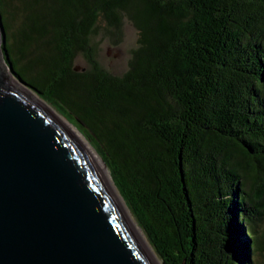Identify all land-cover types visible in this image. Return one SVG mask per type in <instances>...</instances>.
<instances>
[{
    "label": "trees",
    "instance_id": "16d2710c",
    "mask_svg": "<svg viewBox=\"0 0 264 264\" xmlns=\"http://www.w3.org/2000/svg\"><path fill=\"white\" fill-rule=\"evenodd\" d=\"M0 14L14 69L105 160L163 264H264V0H0ZM124 16L138 47L114 75L90 40Z\"/></svg>",
    "mask_w": 264,
    "mask_h": 264
},
{
    "label": "water",
    "instance_id": "95a60500",
    "mask_svg": "<svg viewBox=\"0 0 264 264\" xmlns=\"http://www.w3.org/2000/svg\"><path fill=\"white\" fill-rule=\"evenodd\" d=\"M7 51L0 14V264H159L91 150Z\"/></svg>",
    "mask_w": 264,
    "mask_h": 264
},
{
    "label": "rangeland",
    "instance_id": "374dc122",
    "mask_svg": "<svg viewBox=\"0 0 264 264\" xmlns=\"http://www.w3.org/2000/svg\"><path fill=\"white\" fill-rule=\"evenodd\" d=\"M138 30L133 22L126 16L123 17L120 29L110 27L107 23L102 22L98 25L91 36V45L94 49V53L101 66L114 75H123L129 69V63L132 58V52L138 47ZM75 66L78 70H86L90 68L87 60L82 54L77 56ZM41 100H43L41 98ZM44 101V100H43ZM46 102V101H44ZM49 104L48 102H46ZM55 109L51 104H49ZM56 110V109H55ZM57 111V110H56ZM58 114H60L57 111ZM65 118L62 114H60ZM66 119V118H65ZM67 120V119H66ZM68 121V120H67ZM69 122V121H68ZM70 123V122H69ZM72 126L80 133L83 139L88 142L92 148L98 153L95 147L84 136V134L78 130L73 124ZM99 154V153H98ZM100 155V154H99ZM101 156V155H100ZM103 159V158H102ZM109 170V168H108ZM110 172V170H109ZM111 174V172H110ZM112 175V174H111ZM113 179V177H112ZM114 180V179H113ZM122 196V195H121ZM123 198V197H122ZM125 202V200H124ZM126 204V202H125ZM127 206V204H126ZM128 207V206H127ZM129 209V208H128ZM130 211V209H129ZM132 214V212L130 211ZM134 215L132 214V218ZM134 220L137 222L136 218ZM138 224V222H137ZM139 226V224H138ZM140 227V226H139ZM141 228V227H140ZM142 230V228H141ZM144 233V231L142 230ZM145 235V233H144ZM146 236V235H145ZM147 238V236H146ZM148 240V238H147ZM149 242V241H148ZM150 244V242H149ZM151 246V244H150ZM152 247V246H151ZM158 260L162 263L161 259L152 247ZM163 264V263H162Z\"/></svg>",
    "mask_w": 264,
    "mask_h": 264
},
{
    "label": "bare ground",
    "instance_id": "6f19581e",
    "mask_svg": "<svg viewBox=\"0 0 264 264\" xmlns=\"http://www.w3.org/2000/svg\"><path fill=\"white\" fill-rule=\"evenodd\" d=\"M30 92V91H29ZM32 95H34L40 102H42L49 110H51L57 117H59L66 125H68L78 136L79 138L85 143V145L91 150L92 154L94 155L95 159L97 160L98 164L100 165L101 169L103 170L104 174L106 175L108 181L110 182L112 188L114 189L117 197L119 198L121 204L123 205L126 213L128 214L130 220L132 221V223L134 224V226L136 227V229L138 230L139 234L141 235V237L143 238V240L145 241L146 245L148 246V248L150 249V251L152 252L153 256L155 257V259L157 260V262L159 264H162L160 262V260H158L157 256L155 255L152 247L150 246L146 236L144 235V233L142 232L141 228L138 226L137 222L134 220V217L132 218V214L130 213L128 207L126 206L124 199L122 198L114 180L112 179V175L110 174L108 168H106L102 157L92 148V146L86 142L83 137L80 135V133L65 119L63 118L60 114L57 113V111L55 109H53L49 104H47L46 102H44L43 100H41L37 95H35L34 93L30 92Z\"/></svg>",
    "mask_w": 264,
    "mask_h": 264
}]
</instances>
